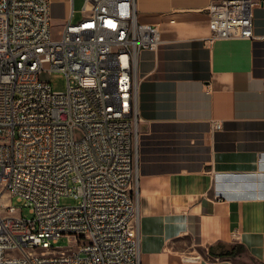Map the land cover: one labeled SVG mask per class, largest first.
<instances>
[{
  "label": "built area",
  "instance_id": "2783aa9c",
  "mask_svg": "<svg viewBox=\"0 0 264 264\" xmlns=\"http://www.w3.org/2000/svg\"><path fill=\"white\" fill-rule=\"evenodd\" d=\"M67 2L53 42L52 0H0V264H141L137 68L161 33L139 21L136 0ZM262 5H210L211 41L253 39ZM54 73L62 92L45 77ZM62 237L74 245L55 247Z\"/></svg>",
  "mask_w": 264,
  "mask_h": 264
},
{
  "label": "crops",
  "instance_id": "0c3cea01",
  "mask_svg": "<svg viewBox=\"0 0 264 264\" xmlns=\"http://www.w3.org/2000/svg\"><path fill=\"white\" fill-rule=\"evenodd\" d=\"M221 1L136 0L162 38L137 68L141 264H264V0L253 39L211 41Z\"/></svg>",
  "mask_w": 264,
  "mask_h": 264
},
{
  "label": "rangeland",
  "instance_id": "374dc122",
  "mask_svg": "<svg viewBox=\"0 0 264 264\" xmlns=\"http://www.w3.org/2000/svg\"><path fill=\"white\" fill-rule=\"evenodd\" d=\"M82 7V3L77 1L75 2V10L79 11ZM70 7L67 0H52L51 5V16H52V23H51V31L50 37L53 42L61 41L63 38V33L65 30V25L67 21V16L69 15ZM47 79L51 81V85L54 91L62 92L67 87V81L64 75L59 73H54L52 75L45 76ZM62 205L72 206L76 204V200L73 198H63L61 200ZM11 204L17 208L18 212L24 218L32 217L30 214V210L28 208H23V204L19 203L16 199L11 200ZM74 245V241L67 238L62 237L59 239L58 243L54 246L60 248L62 250L71 248Z\"/></svg>",
  "mask_w": 264,
  "mask_h": 264
},
{
  "label": "trees",
  "instance_id": "16d2710c",
  "mask_svg": "<svg viewBox=\"0 0 264 264\" xmlns=\"http://www.w3.org/2000/svg\"><path fill=\"white\" fill-rule=\"evenodd\" d=\"M236 247L239 248L240 251H245L246 248L244 245L239 244L236 245ZM228 250H226L224 253L218 254L219 257H235L236 251L235 246H229L227 247ZM212 253H214L213 249L211 250Z\"/></svg>",
  "mask_w": 264,
  "mask_h": 264
}]
</instances>
